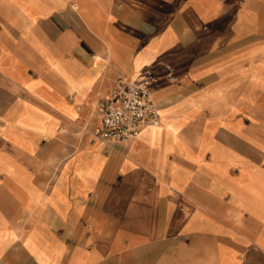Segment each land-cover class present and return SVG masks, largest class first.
Masks as SVG:
<instances>
[{
	"label": "crops",
	"instance_id": "0c3cea01",
	"mask_svg": "<svg viewBox=\"0 0 264 264\" xmlns=\"http://www.w3.org/2000/svg\"><path fill=\"white\" fill-rule=\"evenodd\" d=\"M0 264H264V0H0Z\"/></svg>",
	"mask_w": 264,
	"mask_h": 264
},
{
	"label": "built area",
	"instance_id": "2783aa9c",
	"mask_svg": "<svg viewBox=\"0 0 264 264\" xmlns=\"http://www.w3.org/2000/svg\"><path fill=\"white\" fill-rule=\"evenodd\" d=\"M98 121L90 128L92 140L111 145L136 139L145 125L159 123V107L148 78L118 76L111 91L96 104Z\"/></svg>",
	"mask_w": 264,
	"mask_h": 264
}]
</instances>
